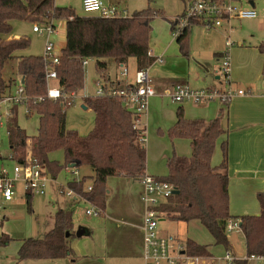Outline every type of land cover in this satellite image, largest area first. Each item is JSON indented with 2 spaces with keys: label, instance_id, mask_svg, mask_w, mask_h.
I'll return each mask as SVG.
<instances>
[{
  "label": "trees",
  "instance_id": "1",
  "mask_svg": "<svg viewBox=\"0 0 264 264\" xmlns=\"http://www.w3.org/2000/svg\"><path fill=\"white\" fill-rule=\"evenodd\" d=\"M157 11L150 8L138 10L131 15L100 17L78 15L73 7L61 6L55 0H0V97L12 92L18 80L23 78L28 113L39 114V128L35 136H29L18 122V111L14 107L8 120L9 148L12 159L25 161L28 157L45 163L53 178L75 164L74 168L89 167L91 173L81 179H69L68 187L82 195L102 210L106 209L109 176H122L140 181L146 173L147 151L145 135L134 128V114L120 97L103 95L88 96L85 104L95 113V125L87 135L66 127V106L63 99L47 96L46 68L43 55H19L28 47L27 37L11 36L16 19L32 24L65 23V44L60 49L59 63L53 68L57 72L54 84L69 94L84 87L85 58H96L101 70H106V58L117 63H126L134 57L138 69L148 67L150 55L149 38L152 22ZM73 17V18H70ZM171 24L173 26V21ZM189 27L176 37L180 50L189 53ZM264 54V41L258 45ZM11 60H16L15 75L7 76ZM19 77V79H18ZM101 83L106 91L110 87L130 88L118 79L103 75ZM222 113L212 119L186 118L183 107L177 109L175 123L168 129L170 138L183 137L191 142L189 156L173 153L168 157L167 174L161 180L171 183L179 191L157 206V210L169 219L189 222L197 219L213 236L214 244L223 245L234 253L228 236L229 218L239 220L244 236L246 254H264V190L257 194L259 214L232 215L230 212L228 145L221 143L222 161L212 163L218 139L225 133ZM143 131V132H142ZM63 150V163L52 159L50 154ZM90 179L92 190L85 186ZM27 208L32 211V195H27ZM101 212V213H102ZM74 208H59L54 213L53 225L41 237H28L18 250L20 261L26 259H55L78 257L71 245L77 238L74 224ZM9 237L2 235L0 244L6 245ZM185 253L210 256V245L200 244L187 238ZM234 264H249L235 260Z\"/></svg>",
  "mask_w": 264,
  "mask_h": 264
},
{
  "label": "rangeland",
  "instance_id": "2",
  "mask_svg": "<svg viewBox=\"0 0 264 264\" xmlns=\"http://www.w3.org/2000/svg\"><path fill=\"white\" fill-rule=\"evenodd\" d=\"M105 2L111 1L118 9L123 10L124 15H131L133 12L143 9H152L158 12L153 21L152 31L149 38V44L153 48V44L157 47V56H162L166 59V62L162 65L153 63L149 65L150 76L155 75L156 71L168 72L170 66H175V69L186 74L188 71V66H199L198 59H202L205 62L212 63L211 66H216L219 63L217 57L214 53L218 49H226V37L230 33L232 40L237 43L238 41L259 45L264 41V0H255V8L258 11V16L256 18H244V19H234L233 20V31L230 28L224 30L223 32L218 29L207 30L206 28L194 25L189 28L188 34V48L189 53L185 54L179 48L177 39L175 38V31L169 26V19L180 13L185 6L184 0H104ZM55 3L61 6L73 7L75 13L78 15H92L88 14L83 6L82 0H55ZM245 6L248 7L247 4ZM13 31L11 36L17 37H27L30 39V43L27 48L19 51V55H43L45 52V44L47 41V36L45 33L41 34L33 31V24L25 21L16 19L13 22ZM57 34H53L52 40L55 43V51L60 53V49L65 44V24L62 21L56 22ZM169 28L170 38L174 41V46L178 51L176 57L169 58L168 54L163 53L165 47L167 46L168 37L166 35L167 29ZM193 50V51H192ZM190 52L195 55V60L192 58ZM169 58V59H168ZM106 60V70L105 72L99 68L96 58H91L89 63L84 67V87L81 90H76L78 96L74 101L66 106V127L69 129H75L82 136L87 135L95 125V113L91 108H84L85 98L88 96L95 95L99 87V81H102L103 75H109L113 79L119 78L124 79L120 72L122 71V66L118 64L112 57H108ZM169 60V61H168ZM221 60V58H220ZM200 62V60H199ZM221 62V61H220ZM16 60H11L9 67L6 71V75H15ZM164 66V67H161ZM167 66V68H166ZM131 76H135L136 73V63L135 58H129L127 63ZM264 78V71L262 72ZM211 76L209 73H206ZM201 78L205 76L201 72ZM19 79V78H18ZM21 80V79H20ZM55 82H50L53 86ZM202 80L191 79L189 88L192 90H198L201 87ZM48 87V85H47ZM87 96V97H85ZM161 103L164 107L168 108L172 104L178 105L172 100L170 95L159 97ZM183 104L194 106L190 111L192 114L197 110V102L192 99H185L182 101ZM175 106V107H176ZM18 111V122L20 126L26 131L29 136H35L38 133L39 128V114L36 112L28 113V108L21 104L15 106ZM168 128H156L154 132L150 131L149 124L146 129L147 133V156L148 163L151 164V171L153 175L164 176L167 174V166H165L168 157L173 153H179V148L175 145L172 146L171 138L167 134ZM180 139L187 140V138L177 137ZM185 142V141H184ZM0 145H1V156H0V173L3 168L9 171L13 170L14 162L7 157L10 154L9 148V137L6 126L0 127ZM190 153V152H189ZM169 155V156H168ZM52 159H55L61 163L64 161V152L59 149L50 154ZM74 171L80 172V174L87 173L89 169L87 167L83 168H64L56 176L55 183L59 185L61 189L67 191L69 179L75 177ZM153 171V172H152ZM126 177L122 176H109L107 178V186L112 190L111 197L117 192L115 201L113 204L116 206L124 194L122 188L125 185H129L130 182ZM89 183L86 179L85 183ZM134 183V188H133ZM132 183V194L135 196L134 189H136V194L138 195L140 187L142 184L140 181H133ZM131 186V185H130ZM46 195H35L30 200V205L32 211L27 208V199L23 194L22 190H19L16 199L6 204V214L8 216L7 220H4L3 230L6 235L9 236V242L6 245L0 244V264H59V261H51V259H26L20 261L18 258V250L22 244V241L28 237H41L48 231L53 225L54 213L57 210L56 194L53 192L52 188H47ZM60 196L64 199L69 200L65 195ZM109 198V200H110ZM135 200V199H134ZM232 201H237L233 198ZM250 203V204H249ZM248 211L247 214H256L260 211V205L258 198L253 197L248 200ZM87 205L84 203H79L76 206L74 212V222L78 227H90L94 224L97 219L101 218V215L88 216L85 212ZM230 211L235 215H242L238 212L235 207L230 206ZM244 214V213H243ZM161 227L167 229L168 231L174 233H181V235L187 236L197 243L210 245L211 256L215 260V264H227L224 259L227 251L223 245L214 244V238L210 232L197 220L194 219L188 223V226L182 225V223L171 222L165 220L161 222ZM76 230V229H75ZM229 239L232 243V248L237 255L244 256L246 254L245 240L242 232L239 229H234L228 231ZM88 237H82L81 239H74L71 245H81ZM183 239V238H181ZM185 241V240H184ZM76 254V253H75ZM77 255V254H76Z\"/></svg>",
  "mask_w": 264,
  "mask_h": 264
},
{
  "label": "crops",
  "instance_id": "3",
  "mask_svg": "<svg viewBox=\"0 0 264 264\" xmlns=\"http://www.w3.org/2000/svg\"><path fill=\"white\" fill-rule=\"evenodd\" d=\"M106 3L114 5L111 1H107ZM175 16H173L172 19ZM172 19H169V23L171 25L169 27L171 29L173 26L170 20ZM152 26H153V22H152ZM227 27L228 25H225L221 28H218V30L223 32L224 30L228 29ZM166 35L168 37V41L166 40L168 44L165 47L163 53L168 54L169 58L170 56L176 57L179 53L176 50V46H174L173 39L170 38L169 28L167 29ZM157 50L158 49L155 44H153V48H151L150 46V55L154 59L150 64V66L155 62L160 65L166 62V59L164 57L160 55L157 56L156 54ZM225 50L226 49L221 48L214 53L215 57H217V60H219V63L216 66H211L212 63L205 62L200 58L198 59L199 66H188V71L186 74H182L178 72L175 69V66H170L169 69H166L168 72L163 73L161 71H156L155 75L153 76H150L149 74V76L152 79V83L156 91V94L153 97H151L148 110L142 116V122L144 123L145 129H147V126L149 124V129L153 133L156 128L169 129L176 121L177 109L179 107H183L184 114L186 118L189 119H193V118L212 119L222 113L221 123L225 128V133L217 141L215 152L212 157V163L214 165H218L221 163L222 161L221 143L223 141H227V145H228L227 168L229 174L230 206L232 205L233 207L236 208L238 212H241L242 214L243 213L247 214L246 212L248 211V207L250 204V203L248 204V200L253 197L256 198L257 194L262 190H264V78L262 75L263 74L262 72L264 71V54L260 52L258 45L249 44V43L247 44L245 43V41L244 42L238 41L230 49L231 80L235 82L237 86L246 89L249 92L247 95L244 96L236 95L230 98V100L228 101H221L220 99L215 98L212 100H207L205 102L198 103L197 110L193 112V114L190 112L194 108V106L191 105V103L185 105L182 102H180V104H178L177 106L172 104L168 108L164 107L162 103L159 106V103L161 102V99L159 97L166 96L167 94L171 96L170 91L172 90L175 84L184 83L189 85L191 79L202 80L201 87L197 89H211V88L224 89L226 86V81L222 74V66H221L220 58L223 51ZM190 55H191V59L193 58L195 60L194 57L195 55L193 54V52H190ZM128 61L124 64L123 63H118V64H120L121 66L122 65L127 66ZM135 63L137 70L138 66L136 59H135ZM201 72L205 74V76H203L202 78L200 77ZM206 73H209L211 76H208ZM129 74L130 71H128V74L126 76H123L121 74V76H123L124 79L122 80H120L119 78L117 79L122 84L125 85L134 84L135 76L134 75L131 76ZM110 78L113 79L112 77ZM84 105L86 106V108H89L85 104V101H84ZM146 142H147V133H146L145 144ZM171 142L173 143L172 146L175 145L179 148L180 155L189 156L191 154L192 147L189 139L187 141L180 138H171ZM146 151H147V147H146ZM166 158H165V166H166ZM150 167L151 164L148 163V156H147L146 173H149L148 170L151 171ZM67 168H74V167L69 166ZM87 168L89 169V167ZM90 173L91 171L89 169L87 173L80 174V172H78V175L75 174L74 175L75 178L81 179L85 176H89ZM158 177L160 176L158 175ZM54 179L49 183L48 188L51 187L53 192L57 195L56 196L57 209L71 206L74 208V212H75L76 206L79 203L86 204L87 205L86 209L91 206L88 201L78 196L76 197L75 195L72 196L65 195V193L62 192L61 187L59 185H56ZM87 180L89 183H91V180L89 178ZM89 183L86 182L85 185ZM128 183L129 185L123 186L122 190L124 194L121 195V198L116 206L113 204V202L115 201V197L117 196L118 193L115 192L112 198H110L112 194V190L109 188L108 198L106 202V209L100 214L101 218L97 219V221L94 224H92L90 227H78V228H83L86 231V234L77 238L81 239L82 237H88L87 239L89 240H85L83 244L78 246L72 245L74 248V252L77 254V256H79L77 261H72L70 256L51 259V261H59V264H145L143 258V251H144L143 214L145 211V203L142 200L143 185L142 188L140 187L138 195L136 194V189H134V193H135L134 196L132 194V189H131L133 180H131ZM133 188H134V183H133ZM60 194L63 196L65 195L66 197L69 198V200L62 198ZM25 196L27 197V195ZM233 198H236L237 201L235 202L232 201ZM163 201L164 200H162L161 202ZM231 214L235 215L232 212ZM88 216H92V215H88ZM160 218H161L159 224L160 231L163 233H172L176 235V237L181 242L184 243L185 242L184 240L187 239V236L185 237V235H181V233H174L161 227V222L165 220H169L173 222L175 220L169 219L163 214H161ZM7 219L8 216L6 214L4 220ZM4 220L1 225V231L4 237L5 236L9 237L8 235H6V233L3 230ZM175 222L182 223V225L188 226V223L190 221L189 222L175 221ZM78 228L77 225L75 224L76 231L78 230ZM234 254L236 256H240L237 255L235 251ZM157 264H166V263L160 262ZM180 264H187V263L181 262Z\"/></svg>",
  "mask_w": 264,
  "mask_h": 264
},
{
  "label": "built area",
  "instance_id": "4",
  "mask_svg": "<svg viewBox=\"0 0 264 264\" xmlns=\"http://www.w3.org/2000/svg\"><path fill=\"white\" fill-rule=\"evenodd\" d=\"M251 2H253V5ZM184 3L183 11L172 19V29L175 31V38L185 27L190 28L194 25L202 26L207 30L218 29L228 25L230 31H233L232 23L234 19H252L258 16L255 0H184ZM82 6L88 14L100 17L111 18L124 15L123 10L118 9L115 5L106 3L104 0H82ZM33 31L41 34L45 33L47 36L45 52L43 54L45 65L47 66V96L52 99H63L65 103L71 104L78 96L76 91L64 95L59 86L56 84L50 85V82H55L58 78L57 72L53 68L55 64L59 63V53L55 51V43L52 40L53 34H57L56 25L54 26L52 23H35L33 24ZM234 44L235 41L232 40L229 33L226 37V50L221 55L222 74L226 81L224 89L192 90L187 84L177 83L170 91L172 99L176 102L192 99L197 103H201L215 98L221 101H228L236 95H247L249 92L246 89L237 86L231 80L230 49ZM89 60L90 58L83 60L84 66L89 63ZM128 71L127 66L122 65L121 74L126 76ZM131 85L130 88L110 87L106 91L104 85L99 81V87L95 95L120 97L124 104L133 111L134 128L144 131L145 135L141 137V140L145 141L146 129L142 122V116L148 110L151 97L156 94L152 79L149 76L148 67L136 70L135 83ZM27 101L25 88L19 79L12 92L0 97V127L6 126L7 128L8 120L12 115V109L21 104L27 107ZM7 159L13 161L14 166L12 171L3 168L0 173V237L3 235L1 225L6 217V204L18 196L19 190H22L24 195H45L49 183L54 179L46 164L38 161L36 158L28 157L25 161L20 162L13 160L10 153ZM74 174L78 175V171H74ZM140 182L143 185L142 200L145 203L143 214V258L145 264H157L160 262L166 264H180L181 262H186L187 264H214L215 260L211 256L185 253V243L181 242L176 235L160 231L161 214L157 210V206L162 200L174 194L175 187L171 183L149 173H145ZM85 186L88 191L92 190V183ZM62 192L67 196H78L90 203L89 200L71 188H68L67 191L62 189ZM90 205L86 209L88 215L101 214L102 210L100 208L91 203ZM234 229L240 230L239 220L229 218L227 230L232 231ZM224 259L227 261V264H234V261L238 259L248 261L249 264H264V254L236 256L231 251H227Z\"/></svg>",
  "mask_w": 264,
  "mask_h": 264
},
{
  "label": "water",
  "instance_id": "5",
  "mask_svg": "<svg viewBox=\"0 0 264 264\" xmlns=\"http://www.w3.org/2000/svg\"><path fill=\"white\" fill-rule=\"evenodd\" d=\"M251 4L253 5V2H251ZM21 82L23 83L24 82V80H23V78L21 79ZM84 108H86V106L83 104L82 105ZM70 167H75V164H70L69 165ZM173 193L174 194H177V193H179V191L177 190V189H174V191H173ZM86 234V231L83 229V228H78V230L76 231V235H77V237H81V236H83V235H85Z\"/></svg>",
  "mask_w": 264,
  "mask_h": 264
}]
</instances>
